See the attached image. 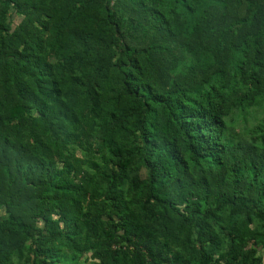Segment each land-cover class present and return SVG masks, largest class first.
Listing matches in <instances>:
<instances>
[{
	"label": "trees",
	"instance_id": "obj_1",
	"mask_svg": "<svg viewBox=\"0 0 264 264\" xmlns=\"http://www.w3.org/2000/svg\"><path fill=\"white\" fill-rule=\"evenodd\" d=\"M257 105L264 0H0V264H264Z\"/></svg>",
	"mask_w": 264,
	"mask_h": 264
},
{
	"label": "rangeland",
	"instance_id": "obj_2",
	"mask_svg": "<svg viewBox=\"0 0 264 264\" xmlns=\"http://www.w3.org/2000/svg\"><path fill=\"white\" fill-rule=\"evenodd\" d=\"M261 106H252L249 108V113L245 115H237V119L233 125L237 126V129L242 130L247 137H254L250 131L255 128L256 125L264 120V109L261 110ZM236 113H240L237 112ZM90 261L88 260L87 263Z\"/></svg>",
	"mask_w": 264,
	"mask_h": 264
}]
</instances>
